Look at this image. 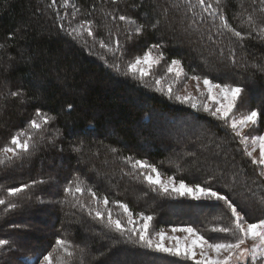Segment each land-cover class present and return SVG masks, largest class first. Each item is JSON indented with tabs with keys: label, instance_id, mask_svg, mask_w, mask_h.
<instances>
[{
	"label": "trees",
	"instance_id": "obj_1",
	"mask_svg": "<svg viewBox=\"0 0 264 264\" xmlns=\"http://www.w3.org/2000/svg\"><path fill=\"white\" fill-rule=\"evenodd\" d=\"M209 2L214 4V0ZM260 7V0H221L220 12L246 37L239 41L227 30L219 29L218 19L213 24L207 13H202L205 19L200 20L198 6L194 17L184 0H67V6L64 0H56L54 5L52 0H0V95L6 97L0 99V145L25 128L37 111L53 118L44 132L45 139L30 156L0 165V199L17 205L14 209L8 204L0 206V239L7 236L19 246L21 240L29 239L27 232L18 229L20 226L32 227L30 221L51 209L57 214L52 236L39 240L30 252L12 253L13 260L22 264V256L38 253L36 260L40 261L53 251L57 239L64 238L77 246L76 264L80 249H84L83 264H136L128 257L151 264L143 255L160 257L152 264L170 261L164 255L155 256L136 248L123 238L118 244L114 242L117 238L108 241L110 236L118 235L72 206V197L65 189L76 177L110 202L118 200L134 212L153 213L157 229L167 225L228 223L229 213L221 202L168 199L147 189L137 176L125 175L130 169L122 158L127 156L146 160L190 186L210 180L211 187L243 208L250 221L264 218V210L256 202L264 192V178L259 177V169L251 164L239 138L224 122L187 105L169 102L150 86L109 66L116 60L123 71L125 62L143 55L154 43L162 44L165 62L181 60L189 76H207L215 83L243 86L245 104L250 111L261 112L259 130L264 132V72L253 67L264 64V38L249 29L245 12ZM109 12L116 16L115 20L106 15ZM120 15L144 24L143 33L129 39L132 26L120 21ZM256 17L258 22L264 21L259 11ZM84 21H94L98 39L112 43L118 38L124 56L113 57L87 34L82 39L69 35V28ZM157 21L159 24L153 29ZM16 91L22 95H7ZM179 120L174 131L168 132L161 123L157 125V121ZM77 148L81 150L76 151ZM183 148L194 155L181 157V162L175 160L178 169L174 171L164 169L168 157L172 160L175 154H186ZM57 163L66 168L61 170L55 188L49 173ZM72 171L75 176L68 179ZM25 185L28 187L24 192L8 195L11 189ZM249 189L257 193L252 200H246ZM137 191L150 196L151 201L147 202L156 203L153 210L158 211L149 210L151 206L146 203L145 208L135 203ZM38 196L55 203L39 204ZM84 202H89L87 195ZM165 206L169 211L161 213ZM185 216L187 220H180ZM86 233L92 239L88 250Z\"/></svg>",
	"mask_w": 264,
	"mask_h": 264
},
{
	"label": "snow or ice",
	"instance_id": "obj_2",
	"mask_svg": "<svg viewBox=\"0 0 264 264\" xmlns=\"http://www.w3.org/2000/svg\"><path fill=\"white\" fill-rule=\"evenodd\" d=\"M56 0H52L53 5ZM67 6V0H64ZM118 0H113V3ZM255 2V0H254ZM184 4L188 10L193 12V16L197 15L195 8L198 6L201 9L199 16L200 20L205 17L202 13H207L215 24L219 20V29L227 30L239 41H243L246 37L241 31L234 28L228 19L220 12L219 5L221 0H184ZM261 7L257 10L253 8L252 12H246V23L249 29L257 31L261 38H264V21L258 22L256 12L264 16V0H260ZM179 7V5H173ZM241 7L243 5L241 4ZM79 9H77V12ZM107 16H112L115 20L116 16L112 13H106ZM119 20L125 24L132 26L129 31L128 38L133 35L142 34L145 28L144 24H138L136 20L119 16ZM159 24L152 25L155 29ZM196 21L193 19L192 26H195ZM63 29V25H61ZM97 26L94 21H84L69 28V35L73 38L82 39L85 34L91 37L93 41L98 42L99 46L106 49L113 57L119 54V57L124 56L119 39L117 38L112 43H106L103 38H97L95 35ZM108 35L111 37V29L108 30ZM211 39V37H209ZM87 43V41H84ZM2 47V45H0ZM164 45L154 43L144 52L143 55L135 56L134 59L124 63V69L121 70V64L116 60L109 66L116 72L122 75L131 76L135 80H139L146 87L151 86L156 92L166 95L169 100H175L180 104H188L191 108L197 111H204L215 117L217 120L223 121L225 127L231 129L235 137H239L240 143L244 145L243 151L250 158L251 164L259 169V177L264 178V134L262 135H244V130L250 126L256 127L261 122V112L252 110L249 112H241L235 114L237 104L240 101L245 88L238 84L230 83H215L207 76L191 75L185 72L181 60L172 59L167 63L165 74L156 76L152 69L165 60V54L162 49ZM232 62L235 64V59ZM107 63V61H106ZM258 71L264 72V64L253 65ZM168 74H172L169 77ZM151 76V82L146 79ZM196 81V90L200 93L199 98L188 93L181 95L180 88L186 90L187 80ZM167 81V86L164 82ZM203 83L206 91H201L200 84ZM11 97H20L22 94L19 91L9 92ZM6 98L0 95V99ZM209 101L214 104V107L209 106ZM71 109V105L68 106ZM53 118L37 111L35 118L31 119L25 128L17 130L10 140L3 145H0V165L12 163L15 160L22 159L24 156H30L31 152L37 148L38 144L45 139L44 132ZM58 135V130H57ZM251 143V150L249 144ZM81 149L77 148L76 151ZM116 152L115 149L112 150ZM259 152L257 158L254 153ZM194 155V153H189ZM123 163L129 166V172L125 175H135L138 179L145 183L147 187L157 194L174 197H187L195 201H215L221 202L228 210V223L224 226H214L210 229L213 233H222L226 237L222 240L206 238L196 228L173 227L172 235H166L164 229H155L152 226L154 220L153 215L145 214L143 211L134 212L127 203L121 201H111L107 196H99L91 187L85 185L79 177H76L73 182L66 186V193L72 197V206L78 207L81 211L100 224L111 233H115L123 238L126 243H131L139 248L150 250L156 253H164L172 257H178L181 260H191L194 264H264V218L255 221L248 219V213L243 208H239L228 195L222 194L219 190L211 187V181L206 180L204 185L194 183L191 186L185 183L184 180H177L175 176L168 175L166 179H162L165 173L159 170L154 164L146 160L136 159L133 156L123 157ZM255 183V181H253ZM37 183H44L38 181ZM261 184L264 186V179H261ZM28 186L16 187L8 191L9 196H17L25 191ZM250 195L246 200H252L257 196V193L249 189ZM87 195L89 202H84V197ZM261 209L264 210V192L259 194V199L256 201ZM8 204L11 208H16L15 203L6 202L5 199H0V206ZM111 205V206H110ZM114 208L118 211L114 214ZM176 233L184 235L177 236ZM165 241H171L170 245H166ZM249 242H251L249 244ZM10 245L7 239H0V249H4ZM198 250V251H197ZM84 249H80L79 264H83ZM199 257V258H197ZM76 264L77 261V246L68 239L60 238L55 241V248L43 257V261H36V264Z\"/></svg>",
	"mask_w": 264,
	"mask_h": 264
},
{
	"label": "rangeland",
	"instance_id": "obj_3",
	"mask_svg": "<svg viewBox=\"0 0 264 264\" xmlns=\"http://www.w3.org/2000/svg\"><path fill=\"white\" fill-rule=\"evenodd\" d=\"M167 63L168 62H165V60L161 61L158 66H156L155 68L152 69V72L156 76L164 75L165 74V69H166ZM168 75H169V77H171L172 74H168ZM146 79L149 81V83L151 82V76H149ZM167 83H168L167 81L164 82V86L165 87L167 86ZM185 83L187 84V89L186 90H184L181 87V85H177L176 86L177 88H180L181 89L180 94L181 95H187L188 93H191L192 95H194V96H196V97L199 98L200 93L196 90V81L189 79V80L185 81ZM149 88L152 89L153 91H155L153 89V87L150 86ZM200 89H201V91H206L204 89V86H203V83L202 82L200 84ZM158 93H160V92H158ZM164 96L168 99V97L166 95H164ZM246 97H247V94L244 92L242 94V97H241L240 101L237 104V109L234 110V113L235 114H239L241 112L246 113V112H249L250 111L249 108L246 106L245 101H244L246 99ZM168 101L169 102L170 101H173V102L177 103L178 105L180 104V103L176 102L175 100H169L168 99ZM184 105H187V107H189L190 109H193L188 104H184ZM209 106L210 107H214V104L209 101ZM193 110H196V109H193ZM196 112H199L200 114H203L206 117L215 118V117L209 115L208 113H206V112H204L202 110L201 111H197L196 110ZM160 123L169 132V131H174V127H177L179 125L180 120L177 121L176 123H171V122H168L167 123L165 121H163V122L157 121V125H161ZM262 134H264V132H262V131L259 130V125L256 126V127L250 126L249 128H247V129L244 130V135H246V136H249V135H252V136H254V135H262ZM242 146L244 147V145H242ZM186 149H188V148H185V149L183 148L182 151H185V153H186L187 152ZM249 150H251V143L249 144ZM175 155L176 156L173 157L172 160H169V157H168V162L166 164H164V166H163V168L165 167L164 169L174 171L173 169H178L177 167H175L176 166L175 163H173L175 160H179L181 162V160H182L181 157H184L185 155H186V157L187 156L190 157L189 153H186L184 155L181 154V153L180 154H175ZM254 155H256L257 158H258L259 152L257 151L256 153H254ZM63 168H66L65 165H63L61 163H57L56 166H55V168L53 169L52 173H49V177H51V180L54 181V185H55L54 187L55 188H57L58 182L61 179L60 172H61V170ZM126 172H129V171H126ZM164 173H165V176H163L162 179H166L167 176L169 175V172L168 171H165ZM129 175H131V174H129ZM71 176H75V175H73V171L68 176V179ZM126 177H130L128 179H131L132 178L131 176H126ZM143 184H145V183H143ZM145 186L147 187L146 184H145ZM147 189H149V188L147 187ZM144 195H143L142 192L139 193L138 191H137V193H134V196L136 197L135 198L136 201H134V202L135 203L138 202L139 204H143V206H141V205H139V206L140 207H144V208H145V203H146L147 206H151L149 210H151V211H158V209L153 210V207L155 205H157V204L156 203L151 204L150 202H147V201H151L150 200V196H144ZM159 195L161 196V194H159ZM38 197H37V200L39 201L38 202L39 204H50V205L52 204L53 205L55 203L54 200H46L45 198H40V197L38 199ZM85 197H86V195H85ZM165 198H168V199L173 198V199H184V200L186 199V200H191V199H189L187 197L165 196ZM85 200L87 201V199H85ZM174 201H176V200H174ZM61 206L63 208L64 207H67V204H61ZM174 207H176V206H174ZM116 211H118V209H115L114 208V214H115ZM168 211L169 210H168L167 206H165L164 208L161 209V213H166ZM145 214H148V213L145 211ZM149 215H154V214L153 213H150ZM56 218H57V214L55 213V211L53 209H51V211H47L46 214L45 213L41 214L40 217H39V219H37L35 221H30V223L33 224L32 227L29 228V227H26V226H20L18 229L27 232L28 233L27 235L29 236L28 237L29 239L26 238L25 240H21V242H19V244H20L19 246L12 244V242L10 241V245L8 247H6L4 249H0V264H21L20 261L17 260V262H16V260H13L12 259V253H20L21 251L25 252V250L28 251V252H30L34 247H36L38 245L39 240L42 242L44 239L48 238V236H50V235L52 236L51 233L53 231L54 232L56 231V230H54V227H55L54 226V223H55ZM221 218H224V217H221ZM155 219L156 218H154V220L152 221V226H153V228L157 229L158 227H156V223H154V222H156ZM173 219H176V218H173ZM180 220H187L186 219V216L185 217H181ZM159 221H160V219L158 217V222ZM213 221H216L217 222L216 219H213ZM187 226H191V227L196 228L206 238H209L210 240L212 238H215L216 240L219 241V240H222V239H225L226 238L224 236V234H222V233H213V232L210 231V229L215 226L214 223L204 224L203 226H201V225L196 226L194 224H192V225H175V226H168L167 225V226H164V228H160V229H164L166 235H172L171 229L173 227H187ZM58 230H60V229H58ZM176 235L182 237L184 234L183 233H176ZM5 237H6V239L8 238L7 236H5ZM110 237H111V239H109L108 241H113V240H115V238H117V241H114L115 244H118L121 241V237H119V236L118 237L120 238V240L118 239L117 236H115V237L114 236H110ZM85 239L87 241L86 242V249L88 250L90 248V244L92 243V239L89 237L88 233L85 234ZM250 243L251 242H249V244ZM165 244L166 245H170L171 244V241H165ZM135 247L136 248H139L137 246H135ZM141 249H143V248H141ZM143 251H145V252L148 251V252L152 253V255H155V256L156 255L157 256L164 255L165 257H169V259H170L169 262L170 263L168 262L167 264H181V263H184V264H194V262L191 261V260H181L178 257H172V256H169V255L164 254V253H156V252H152V251L146 250V249H144ZM29 255H27L25 257L22 256V258L20 259L21 262H22V264H36V261H37L36 258L38 257L39 254L38 253H34V254L32 253L31 256H29ZM143 258H146L148 260V262L152 264L155 261H158L160 257L153 258V256L143 255ZM197 258H199V257H197ZM128 260L131 261V263H136V264H141L142 263L139 260H137V262L133 261V258L132 257H128ZM40 261L42 262L43 259H40Z\"/></svg>",
	"mask_w": 264,
	"mask_h": 264
}]
</instances>
